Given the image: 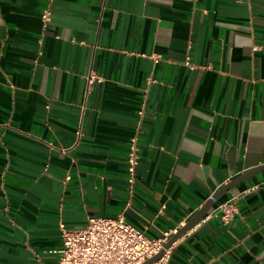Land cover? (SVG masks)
Returning a JSON list of instances; mask_svg holds the SVG:
<instances>
[{
  "label": "crops",
  "instance_id": "0c3cea01",
  "mask_svg": "<svg viewBox=\"0 0 264 264\" xmlns=\"http://www.w3.org/2000/svg\"><path fill=\"white\" fill-rule=\"evenodd\" d=\"M262 164L264 0H0V264H59L91 216L157 238ZM165 264H264V170Z\"/></svg>",
  "mask_w": 264,
  "mask_h": 264
},
{
  "label": "built area",
  "instance_id": "2783aa9c",
  "mask_svg": "<svg viewBox=\"0 0 264 264\" xmlns=\"http://www.w3.org/2000/svg\"><path fill=\"white\" fill-rule=\"evenodd\" d=\"M50 15V8L44 10L42 19L45 23L49 22ZM140 158V148L134 139L128 153L132 182ZM224 217L230 219L233 213L227 211ZM180 227L181 224H178L164 230L161 236L151 238L142 229L127 221L123 214L91 216L83 227L70 229L62 226L63 244L59 264H143L158 254ZM169 250L149 264H165Z\"/></svg>",
  "mask_w": 264,
  "mask_h": 264
},
{
  "label": "water",
  "instance_id": "95a60500",
  "mask_svg": "<svg viewBox=\"0 0 264 264\" xmlns=\"http://www.w3.org/2000/svg\"><path fill=\"white\" fill-rule=\"evenodd\" d=\"M264 170V164L259 165L255 168H252L251 170L241 174L240 176H237L227 184H225L223 187H221L218 191H216L214 194L206 200V202L203 204V206L185 223L183 224L177 232H175L169 240L165 243L164 248L153 257L147 259L143 264H149L160 257H162L167 249H170L171 246L174 244L175 241H177L183 234H185L190 228H192L197 222H199L208 212L210 207L215 203V201L224 193H226L228 190H230L233 186L240 183L241 181L245 180L246 178Z\"/></svg>",
  "mask_w": 264,
  "mask_h": 264
}]
</instances>
